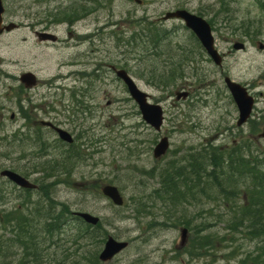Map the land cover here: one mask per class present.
Here are the masks:
<instances>
[{"label":"rangeland","instance_id":"obj_1","mask_svg":"<svg viewBox=\"0 0 264 264\" xmlns=\"http://www.w3.org/2000/svg\"><path fill=\"white\" fill-rule=\"evenodd\" d=\"M49 1L53 3L3 0L5 22L20 26L0 35V171L11 168L37 183L42 162L76 152L70 161V178L64 167L54 171L59 173L53 178L59 180L54 198L67 203L72 211L98 216L101 224L92 228L97 239L105 234L106 238L112 236L129 244L111 260L94 263L103 243L92 244L93 239L82 234L80 221L70 217L69 226L62 232L38 237L44 245L53 241L45 251L31 248V254H27L13 245L6 258L0 253V263L48 264L64 258L65 264H261L257 239L245 234L255 227H241L234 235L227 227L232 219L229 202L200 198L194 204L181 203L177 209H166L158 200L153 203L148 195L159 188L157 171L172 160L180 164L183 156L202 150L208 142L229 145L264 128V51L258 49V39L264 42V26L246 27L248 32L259 33L253 34L244 50H237L227 60L229 75L249 83V92L256 99L252 118L237 127L238 109L218 66L182 22L159 21L177 8L215 19L217 5L213 0ZM73 4H79L73 7L75 13L81 15L91 9V15L74 28L54 26L64 42L40 40L42 27L60 15L57 7ZM215 29L218 32H213L214 38L223 47L228 33ZM86 33H93L94 40H84ZM76 60L96 63L84 70L92 74L95 85L88 79L81 80L84 72L76 74L83 69L74 67ZM108 64L126 69L138 86L150 94L151 101L161 104L163 119L159 129L143 122L126 85L114 72L106 71ZM25 72L34 73L38 79L32 89L20 81ZM183 91L188 92V97L177 99V93ZM24 116L35 127L28 140L13 133L23 125ZM41 120L51 121L68 132L74 142L61 140L56 130L42 127ZM164 137L169 141L168 152L155 157L156 141ZM255 142L251 147L253 154L264 153V139ZM41 146L44 150H40ZM26 155L35 158L27 159ZM4 180L0 176L2 189L14 190L13 184ZM106 183L119 187L125 200L122 206L99 191ZM214 193L218 194L217 189ZM22 195L17 189L5 201L0 200V214L4 209L19 207ZM34 197L37 199L38 195ZM141 199L154 205H144L139 202ZM236 199L238 202L239 197ZM165 212L173 214L168 223L164 221ZM178 217L187 224L176 222ZM182 227L188 230L183 242ZM35 231L42 233L40 228ZM205 236L213 242L197 249V242ZM1 237L9 240L11 233L0 227Z\"/></svg>","mask_w":264,"mask_h":264},{"label":"trees","instance_id":"obj_2","mask_svg":"<svg viewBox=\"0 0 264 264\" xmlns=\"http://www.w3.org/2000/svg\"><path fill=\"white\" fill-rule=\"evenodd\" d=\"M241 138L234 143L230 142L229 145H216L208 142L204 144L202 150L191 151L183 156L181 165L177 160H172L160 172L157 171L159 188L153 190L148 197L152 199L153 203L157 200L160 201L166 209L170 207L177 209L181 203L184 205L194 204L200 198H211L210 201L213 202L219 198L223 202H229L228 210L231 212L232 219L227 227L233 235L241 227L247 229L255 227L253 232L248 230L245 234L253 240L257 239L258 257L262 258L261 260L259 258V262L264 264V153L260 152L254 155L249 140H241ZM40 150H44V146H41ZM76 154V152H69L62 157L54 156L57 159L52 158L42 162L40 165L42 174L36 178L39 188L34 192L25 190V193L20 197L19 207L11 210L4 209L1 212L0 227L11 233L9 240L2 237L0 239V253L4 258L8 256V250L13 245L22 248L23 252L27 254H31V248L37 249V251L41 248L42 251H45L46 247L52 246L53 241H48L44 245L43 240H39L38 237L40 235L52 237L56 232H62L69 226V218L73 215V211L67 203L54 198L53 192L59 185V180L53 178L59 174L54 171L61 167L66 169L67 176L70 178L73 171L70 161ZM34 158L35 155L29 159ZM35 172H39V170H35ZM214 189H217L218 194L214 193ZM6 192L7 188L3 187L2 189L0 186V200L5 201ZM34 194L38 195L37 199ZM237 197H239L238 202H236ZM139 202L147 206L154 205L142 199ZM171 215L173 214L165 212L164 221L170 222ZM176 220V222H184L180 221L179 217ZM176 222L172 221V223ZM100 224L97 226L99 227ZM79 225L83 227L82 234L93 239L91 240L92 244L104 243L105 234H100L99 236L102 237L97 239V234L92 230V228H96L95 226L82 220ZM204 225L208 224L204 223ZM37 228H40L42 233H37L35 231ZM211 240L210 236L203 237L201 242H197L199 244L197 249L203 248L204 243H212ZM56 243L58 244V242ZM193 251L191 250L192 253ZM44 256L46 259L47 255L44 254ZM42 259L43 254L41 261ZM98 260V255L95 254L94 263ZM65 261L64 258L53 259L48 261V264H65ZM0 264H5V261Z\"/></svg>","mask_w":264,"mask_h":264},{"label":"water","instance_id":"obj_3","mask_svg":"<svg viewBox=\"0 0 264 264\" xmlns=\"http://www.w3.org/2000/svg\"><path fill=\"white\" fill-rule=\"evenodd\" d=\"M4 11H5V7L3 5V1L0 0V34L4 33V31L9 32L14 28L18 27V24L14 22H10L9 24H3ZM174 17L181 18L185 21L186 26L191 28L195 32V34L199 37V39L202 41L203 45L207 50V53L210 55V57L215 62V64L217 65L220 64L221 56L219 55L218 51L213 47V38L211 35L210 26L206 22V20L203 19L202 17H199L187 11L186 9H178L174 12H168L165 16V18H174ZM38 35L40 40H45V39L55 40L56 38L55 35L45 32H39ZM236 48H239V46H236ZM116 75L117 77L121 78L124 81L131 97L134 98V100L138 103L140 111L143 115V119L147 123L152 125L154 128L159 129L163 119V115H162L163 111L161 106L157 104L149 103L147 101V97H148L147 93L139 89L137 84L124 69L117 70ZM20 80L23 83H25L27 87H32L37 82V78L35 74H33L32 72L23 73L20 77ZM225 82L239 110V118L237 121V125H242L247 121V119L251 114L254 105V99L251 95L248 94L246 88L240 85L239 83L231 81L230 78H226ZM181 96L186 97V93L178 94V98H180ZM48 124L52 125L51 123ZM56 131L59 133V136L63 140L67 142L72 141V137L68 132L60 128H56ZM260 136L264 137V128ZM168 147H169V142L167 137L162 138L154 148V156L155 157L161 156L166 152ZM1 174L7 176L10 180H12L14 183L18 184L21 187L24 188L35 187V185L31 183L28 179H26L22 175L12 170L9 169L3 170ZM102 191L104 195H106L113 201L114 204L121 205L123 203V198L119 192V189L115 185H111V184L104 185ZM77 214L80 217H82L86 222L91 224H97L99 221V217L94 216L88 212H79ZM181 232H182L181 237L183 242L184 241L183 239L187 233V229L183 228ZM128 244H129L128 241L117 240L116 238L109 236L103 246V249L99 254V259L103 262L111 260L115 255H117L123 249H125L128 246Z\"/></svg>","mask_w":264,"mask_h":264},{"label":"flooded vegetation","instance_id":"obj_4","mask_svg":"<svg viewBox=\"0 0 264 264\" xmlns=\"http://www.w3.org/2000/svg\"><path fill=\"white\" fill-rule=\"evenodd\" d=\"M45 2H48L49 4H52V1L49 0H43ZM214 4L217 5V18L215 19H207L212 27V31L218 32L215 28L219 27L221 30V33L227 34V36L223 35V38L225 36V39L223 42L227 43L228 46L226 47L225 43L222 47L221 44H218L217 40L215 39V47L218 49L219 53L222 56V64L218 66L219 73L223 76H230L229 71L227 70V60L232 58L235 52L237 50L235 49L236 43H241L242 48L239 50H244L246 48V43H249L253 40V34L259 33L257 30H252L251 32L246 31V27L253 26H264V0H213ZM58 3L61 4V1L58 0ZM74 5V4H73ZM64 6V7H57L60 9V15L54 16L49 23L46 22V26L42 27L43 31L51 32L57 36V39L55 42L51 41H45V43H51V44H58L60 42H64V40H61L60 37L55 33V30L53 29L54 26L65 24L68 27L74 28L77 24L81 23L84 19H86L89 15H91V9H87L86 12H83L81 15L79 13H75V9L73 7H79V4L74 6ZM89 8V7H88ZM64 13V15H61ZM164 21L162 20H159ZM49 24V25H48ZM242 28V29H240ZM242 30V31H241ZM53 31V32H52ZM227 32V33H226ZM76 33H78L76 31ZM93 34V33H91ZM89 33H86L84 35V40L91 41L94 40L95 36L91 35ZM105 38V35H102ZM101 36V37H102ZM258 38V37H257ZM256 38V39H257ZM217 39L218 35H217ZM258 49L264 51V42L261 39H258ZM80 45V44H78ZM202 50L204 51L203 47L201 46ZM78 54H80V51L78 50ZM207 54V53H206ZM95 62L92 61H81L76 60L75 62V68H83L81 72L76 73L77 75L82 74L83 78L81 80L88 79L90 82H92L93 79L90 77L92 74L89 71H84L86 68H89L90 66L95 67ZM226 64V66H225ZM108 72L113 71V66L111 64L107 65ZM77 71V70H76ZM88 74V76H86ZM232 77V76H230ZM233 78V77H232ZM75 79H77L75 77ZM234 79V78H233ZM248 90L252 89L249 83H244ZM92 84L95 85V83L92 82ZM91 85V84H89ZM188 88V86L183 85L182 88ZM36 123V121H34Z\"/></svg>","mask_w":264,"mask_h":264},{"label":"bare ground","instance_id":"obj_5","mask_svg":"<svg viewBox=\"0 0 264 264\" xmlns=\"http://www.w3.org/2000/svg\"><path fill=\"white\" fill-rule=\"evenodd\" d=\"M58 10V9H57ZM20 223V222H19ZM36 237V236H35ZM42 242V241H41ZM39 243V242H38Z\"/></svg>","mask_w":264,"mask_h":264}]
</instances>
